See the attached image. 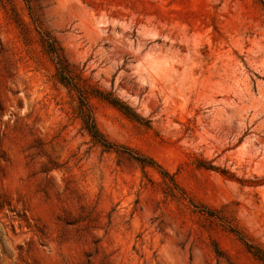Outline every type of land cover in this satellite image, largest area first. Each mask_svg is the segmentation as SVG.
<instances>
[{
    "label": "rangeland",
    "instance_id": "374dc122",
    "mask_svg": "<svg viewBox=\"0 0 264 264\" xmlns=\"http://www.w3.org/2000/svg\"><path fill=\"white\" fill-rule=\"evenodd\" d=\"M255 254L264 0H0V264Z\"/></svg>",
    "mask_w": 264,
    "mask_h": 264
},
{
    "label": "trees",
    "instance_id": "16d2710c",
    "mask_svg": "<svg viewBox=\"0 0 264 264\" xmlns=\"http://www.w3.org/2000/svg\"><path fill=\"white\" fill-rule=\"evenodd\" d=\"M60 76H61V79L62 80H65V82H67L66 81V79H65V77L63 76V73H61L60 72V74H59ZM67 84H69V83H67ZM73 88H76L77 90H79L78 89V87H77V85L74 83V85L73 84H70ZM111 104H113V105H115V106H118V103H116V101H113V99H107ZM90 132L92 133V134H95L96 133V129H94V127L92 126L91 127V129H90ZM251 248V247H250ZM255 256L257 257V258H259L262 262H264V257L262 256H260L259 257V255H257V254H255Z\"/></svg>",
    "mask_w": 264,
    "mask_h": 264
}]
</instances>
